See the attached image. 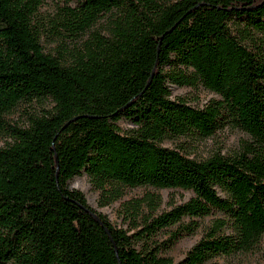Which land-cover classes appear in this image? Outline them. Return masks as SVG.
<instances>
[{"label": "trees", "instance_id": "obj_1", "mask_svg": "<svg viewBox=\"0 0 264 264\" xmlns=\"http://www.w3.org/2000/svg\"><path fill=\"white\" fill-rule=\"evenodd\" d=\"M42 5L0 0V264H175L165 250L199 228L177 264L252 251L264 237V0H65L49 14ZM171 87L214 99L191 106ZM46 100L25 124L7 123L16 107ZM120 120L133 129L122 134ZM225 128L243 134L231 153L184 150ZM83 173L99 207L126 189L193 196L167 210L150 193L123 203L124 230L69 188Z\"/></svg>", "mask_w": 264, "mask_h": 264}, {"label": "rangeland", "instance_id": "obj_2", "mask_svg": "<svg viewBox=\"0 0 264 264\" xmlns=\"http://www.w3.org/2000/svg\"><path fill=\"white\" fill-rule=\"evenodd\" d=\"M65 3V0H43V5L40 9L41 14H49L56 10L57 6H61ZM52 46L44 45L46 50H50ZM171 99H184L191 106H203L206 102L214 99L211 94L204 90H194L191 88H177L171 87ZM49 102L46 100L41 103L33 102L30 104H23L16 107L7 117V123L10 125H23L27 122L28 116L31 114L42 113V111L49 108ZM122 134L127 133L133 126L124 120H120L117 123ZM243 138V134L234 129L225 128L219 131L211 140L205 141H194L188 142L184 146V150L191 155V158L200 160L208 157L213 153H220L222 155H227L231 153ZM4 138L0 134V147L3 145ZM182 141H168L164 143L165 147L170 149H179ZM69 188L72 190H77L83 194L86 199L87 204L95 210L97 213L104 215L109 222L117 227L124 230L128 229L130 225L129 220L125 214L121 211V204L132 202L134 200H139L144 198L148 193L153 195H158L162 202L160 210H167L169 203L174 205H179L188 199H190L193 194L190 192L176 190H152L145 188H135L126 189L124 195L120 201L112 203L105 207H99V193L93 190L88 182L87 176L83 173L80 176L73 178L69 182ZM144 212V211H143ZM218 215H212L203 220H198V223L202 225L208 224V222L217 217ZM188 219H185V223H188ZM173 228L171 232L175 231ZM202 228H199L191 235H183L179 240L175 241L173 245L165 250V256L170 258L175 264L179 263L186 255V253L201 239ZM170 238V233L166 232L160 234L157 241L159 244H168ZM165 246H162V248ZM218 264H264V237L260 243L250 252L245 254H238L231 258H218L216 259Z\"/></svg>", "mask_w": 264, "mask_h": 264}]
</instances>
